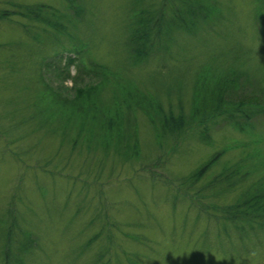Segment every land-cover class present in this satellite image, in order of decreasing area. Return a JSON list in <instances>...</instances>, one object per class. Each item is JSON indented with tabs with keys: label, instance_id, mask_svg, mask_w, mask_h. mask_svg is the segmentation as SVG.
Returning a JSON list of instances; mask_svg holds the SVG:
<instances>
[{
	"label": "rangeland",
	"instance_id": "1",
	"mask_svg": "<svg viewBox=\"0 0 264 264\" xmlns=\"http://www.w3.org/2000/svg\"><path fill=\"white\" fill-rule=\"evenodd\" d=\"M131 1L84 0L88 13L69 26V39L77 40L87 50L83 51V58L76 60L80 68L73 62L69 65V77L60 80L55 74H47L46 79L63 93L73 95L72 77L81 86L92 79L82 72L80 62L85 60L90 65L86 60L90 57L108 66L131 87L136 85L141 101L151 106L152 119L141 110H131L130 119L136 125L142 146L141 156L125 160L124 143L115 152L73 148L70 143L73 131L61 145L56 137L44 135L36 148L45 156L36 162L27 158L23 143L12 140L11 132L15 129L11 122L25 123L29 117L43 121L38 111L43 106L37 97L40 90L29 86L24 75L33 68L36 57L25 58L26 45L18 28L21 23L27 26L33 23L12 12L20 9L16 4L38 3L51 4L66 12V4L65 0H0L3 16L0 17V264H4L9 209L14 219L24 217L29 231L35 232V248L24 264H264L263 226L249 221L221 222L223 203L237 193L213 197L211 190H200L212 172L234 164L248 136L214 113L201 116L202 122L192 127L188 120L171 126L164 133L165 144L161 148L157 144L160 132L156 129L162 116L154 107L158 102L165 111L187 118L195 73L204 70L206 64L214 74L240 76L243 86L249 84L250 72L264 86V0H204L203 5L218 12L221 19L209 20L205 27H199L196 35L179 38L186 51L178 49L172 54L177 57L175 67L181 68L178 81H170L166 77L168 71L158 70L157 55L149 63L130 68L123 39L126 19L129 21L132 13ZM156 3L157 10L169 7L168 1ZM19 41L21 46L17 45ZM64 46L72 45L69 42ZM57 48L55 42H49L50 53L65 51L64 47L56 51ZM47 49L37 46L36 53L45 55ZM67 57L53 58L60 59V71L64 72L68 65ZM119 68L125 71L124 78L118 77ZM103 92L108 99L103 103L105 106L112 101V90L107 87ZM260 93L264 95V91L249 85L239 96L243 103L263 105ZM233 96L228 94L229 98ZM249 116L253 122L250 128L264 135V113L254 108ZM174 121L177 122L173 117ZM204 123L208 137L200 134ZM54 127L58 129L53 125L47 131L44 126L39 132L53 133ZM126 127L123 123L121 130ZM127 129L132 133L129 126ZM55 134L60 140V134ZM225 146L228 149H223ZM220 151L223 152L217 163L212 164L200 185L188 189L186 185L174 184V179L183 180ZM257 177L260 175L255 172L252 178ZM201 204L208 208L210 218L204 216ZM22 238L24 233L19 237ZM27 255L24 254V259Z\"/></svg>",
	"mask_w": 264,
	"mask_h": 264
},
{
	"label": "trees",
	"instance_id": "2",
	"mask_svg": "<svg viewBox=\"0 0 264 264\" xmlns=\"http://www.w3.org/2000/svg\"><path fill=\"white\" fill-rule=\"evenodd\" d=\"M164 1L165 3L169 2V7L165 5L166 8L160 7L159 10L156 9V0L131 1L132 9L130 11L132 10V13L128 17L130 20L126 19V25H124L123 50L131 69L151 62L152 58L157 55L158 70L168 71L166 77L170 81H178L177 79H180L178 72H181V68L175 67L177 57L172 54H175L178 49L186 51L180 45L179 38L184 35H196L200 31V26L205 27V23L209 20H220L221 18L218 17V12H213L203 5L204 0ZM65 4L66 12L46 3L16 4L20 9L12 12L33 23L30 26L21 25L22 23L18 25L21 31L19 37L26 45V48L23 46V50L27 54L25 58L30 60L33 56L36 57L33 68L24 75L29 86L40 90L37 97L43 103V106H40V110H38L43 121L39 122L29 117L25 123L11 122L12 128L15 129L11 132L12 140L23 143L27 158L38 162L45 156L36 148L44 135L56 137L61 145L66 137L75 131L70 138L73 148L76 146L78 148L91 147L96 150L115 152L118 150V145L120 148L124 143L127 146L122 149V154L126 155L125 160L137 159L141 156L139 152L142 146L138 140L136 125L130 119L131 110H141L151 121L152 119L151 106L149 107L146 102L141 101L142 95L135 91L136 85L131 87L128 81L118 79L108 66L90 57H86V60L90 61V65H86L85 60H81L83 65L80 64V66L82 72L92 79L81 86L80 81L77 82L76 77H72L74 80L73 95L63 93L60 87H53L48 78L46 79L47 74H55L60 80L69 77L70 63L76 64L78 58H83V51L84 53L87 51L83 49L84 45L78 44L77 40L69 39V26H74L73 22L76 19L88 13L85 11L87 5L84 0H65ZM133 4L137 7H133ZM33 26H35V30ZM28 30H31L30 33L35 36H31ZM49 42L53 44L55 42L58 47L56 51L61 47H64L65 51L50 53ZM69 42L72 46H64ZM17 45L21 46V41L17 42ZM37 46L39 48L48 47L47 53L43 55L40 52L38 55L36 53ZM77 49L82 51H77ZM72 54L75 55L71 57ZM62 55H68V65L64 72L58 69L60 59H53ZM76 65L80 68L78 64ZM209 67L206 64L204 70H198L195 73L196 78L191 88L190 112L187 118L182 114H171L169 110L162 109L163 107L161 108L158 102L155 103L154 107L159 109L162 116V118H158L157 123L156 132H160L157 135V144L161 148L164 146V133L171 126L175 127L180 122L188 120V125L192 127L198 121L202 122L201 116L204 117L208 114L215 113L216 117L220 116L228 120L229 124L227 125L236 126L239 131L248 136L242 143L244 146H241L240 157L234 161V164L224 165L219 172H212L209 180L201 186L200 190H211L210 196L213 197L226 196L231 191H235L237 193L235 198L223 203L224 215L221 222L243 224L245 221H249L262 228V226L264 227V135L254 132L250 128L253 126V122L250 121L249 115L254 108L264 113V103L263 105H253L254 102L250 101L243 103L239 93H243L244 88L249 85L257 91H264V86L250 72L247 76L249 84L243 86L240 85V76H235L234 73L214 74ZM261 70L263 71V69ZM172 72L177 73L173 75ZM116 73H119V78L126 76L123 68H119V72L116 71ZM14 74L11 72V75ZM28 79H32V81L29 82ZM107 87L112 90V101L103 106V103L108 100L103 94ZM179 88L182 91L180 86ZM230 93H233L234 96L229 98L228 94ZM262 96L264 97L263 94ZM173 117L177 122H173ZM161 119L166 120L161 123ZM159 122L161 123L160 127ZM123 123L127 127L121 130ZM26 125H29V128L26 129ZM53 125L58 127V129L53 128V133L39 132L44 126L47 127V131L51 130ZM128 126L132 133L127 129ZM207 129V123H204L200 134L208 137ZM175 130L174 128L173 131ZM55 133L60 134V140ZM130 138H133V141ZM10 145L13 143L10 142ZM223 149L228 148L225 146ZM223 151L213 154L183 180L174 179V184L177 182L179 185H186L188 189L200 185L205 175L210 172L212 164L217 163L219 155ZM144 161L148 162V159H144ZM67 162H69L68 159ZM69 163L71 164V162ZM255 172H258L260 177L252 178ZM201 206L204 216L210 218L208 208L203 204ZM8 213L10 220H8L6 231L4 264H24L26 258L35 248L34 241L36 239H33L35 232L29 231L30 227L25 224L24 217L17 220L11 216V209ZM28 214L29 212H27ZM25 219H27L26 216ZM22 233H24V238L19 239ZM24 254H28L25 259Z\"/></svg>",
	"mask_w": 264,
	"mask_h": 264
}]
</instances>
